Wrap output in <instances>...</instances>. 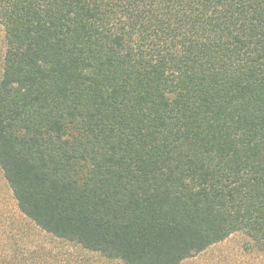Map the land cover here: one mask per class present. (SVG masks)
<instances>
[{"label": "trees", "instance_id": "16d2710c", "mask_svg": "<svg viewBox=\"0 0 264 264\" xmlns=\"http://www.w3.org/2000/svg\"><path fill=\"white\" fill-rule=\"evenodd\" d=\"M0 27V169L39 231L121 264L264 252V0H0ZM28 238L0 227V264H59Z\"/></svg>", "mask_w": 264, "mask_h": 264}, {"label": "rangeland", "instance_id": "374dc122", "mask_svg": "<svg viewBox=\"0 0 264 264\" xmlns=\"http://www.w3.org/2000/svg\"><path fill=\"white\" fill-rule=\"evenodd\" d=\"M3 32L0 27V51ZM28 235L33 245H43L58 258L59 264H121L89 252L73 243L55 239L36 228L19 211L13 193L0 169V227ZM186 264H264V252L258 251L243 233H236L223 243L189 260Z\"/></svg>", "mask_w": 264, "mask_h": 264}]
</instances>
